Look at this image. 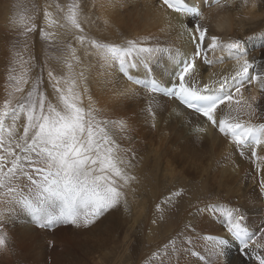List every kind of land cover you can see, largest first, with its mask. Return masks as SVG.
I'll list each match as a JSON object with an SVG mask.
<instances>
[{
  "label": "snow or ice",
  "instance_id": "6c2138e0",
  "mask_svg": "<svg viewBox=\"0 0 264 264\" xmlns=\"http://www.w3.org/2000/svg\"><path fill=\"white\" fill-rule=\"evenodd\" d=\"M234 2L210 0L208 6ZM117 5L122 0H92L93 11H86L88 0H12L6 5L15 38L0 99V251L9 250L8 224L21 213L42 229L89 228L110 211L126 209L135 195L134 153L121 144L131 140V126L126 117L100 105L94 88L115 99L140 96L142 89L147 93L144 111L153 121L157 96L168 98L180 109L174 110L178 118L184 113L197 117V133L212 128L258 173L264 172V62L250 60L239 39L223 42L209 35L200 23L201 10L190 0H157L155 5L164 17L161 31H175L190 51L155 37L107 41L92 29L102 31L100 24L108 27L110 19L94 10ZM254 38L264 39V32L249 37ZM164 57L171 66L166 78L157 77L154 65ZM226 60L234 61L230 71H211ZM258 190L264 197V177ZM182 194L172 192L155 205L159 219ZM229 205L208 202L196 208L222 214L225 235L199 233L188 223L153 259L165 264L181 247L202 243L209 252L204 264H230L233 245L246 258L244 264H264V226L249 231L242 207Z\"/></svg>",
  "mask_w": 264,
  "mask_h": 264
},
{
  "label": "bare ground",
  "instance_id": "6f19581e",
  "mask_svg": "<svg viewBox=\"0 0 264 264\" xmlns=\"http://www.w3.org/2000/svg\"><path fill=\"white\" fill-rule=\"evenodd\" d=\"M191 1L197 8L202 5V2H207L206 5L210 3V0ZM91 3L92 0H88L86 11H93ZM156 4L157 0H122V6L117 5L107 11L97 7L94 10L96 15L107 16L110 19V26L105 27L101 23L100 28L103 30L97 33V29L94 27L92 32L105 37L107 41L116 43L122 42L125 37H155L169 47H174L182 52L190 51L186 39H178L175 31H161L164 17L163 13L158 11ZM221 4H224V1H221ZM263 9L264 0H235L230 6L223 7L216 4L209 9L201 10L203 18L200 23L209 29V35H217L220 39L226 40L225 42L244 39L242 44L248 53V58L254 59L258 63L264 62V40L250 41L247 37L249 35L248 23L243 22L244 19H251L253 14L256 15ZM241 12L243 15L240 18ZM216 55H220V53L217 52ZM166 59V57L161 58L154 65L157 77H160L161 74L164 75V78L167 77L171 65L170 62L165 63ZM233 63L234 61L226 60L223 64H217L211 71L227 73L232 69ZM207 75L208 73L204 72L205 80ZM137 78L142 79L143 75L139 74ZM138 90L140 96L115 99L110 95L100 93L96 88L93 89V96H99L97 98L102 99V105L109 106L110 110L114 108V113L118 110L123 111L127 107L132 108L131 112H128V108L125 112L129 117L134 112V119L142 125V129L139 130L146 129L145 134L153 133L161 137V140L156 139L157 148L151 150L152 154L148 152L154 159H149L148 154H140L136 157L134 174L138 177L139 182L134 185L135 195L129 196L128 206L131 207L133 220L131 228L126 231L127 237H122L123 227L120 219L124 217L125 208L123 207L110 211L85 232L81 230L84 228L69 227L70 225H57L49 229L37 228L27 214L21 213L16 217L15 222L10 221L8 224L9 250L0 251V264H39L34 259L32 260L27 252L32 245L47 242H51L48 253L49 264L64 262L63 259L66 258L69 248L74 244H77L78 248L73 251L78 253V258L84 264H106V261L102 259L98 260L99 262L96 260L98 254L94 255L93 246L97 247L100 240L102 242L109 240L121 252L122 243L126 238H130V245H124V247L131 250L133 264H149V261L151 264H156L159 260L153 259V253L161 248L169 238L182 232L185 224H193L199 233L225 235L221 227L222 214L196 211L197 206L203 208V205L208 202L222 204L230 202L229 206H241L246 215L249 231L255 232L256 229L264 226V197L259 195L258 190V181L264 177V172L258 173L249 160L243 159L235 153L228 142L212 128L208 127L205 133H197L195 127L200 124L197 117L184 113L182 117L178 118L174 114V110L179 111L180 109H177L176 104L168 98L157 96L159 106L155 108L156 119L153 121L144 111L147 106V93L142 89ZM252 94L257 93L253 90ZM261 103L264 104V99L261 100ZM131 119L128 120L132 122ZM136 121L134 120L135 125ZM153 123H155V127L152 126ZM138 126L136 125V127ZM146 148L148 150V147ZM194 167H201V169L215 173L214 183L218 192L217 196H213L188 179L190 171ZM261 167L264 168V165ZM173 173L178 174L179 186L172 185L166 178V175ZM175 191H181L182 196L175 198L174 204L169 207L164 218L159 219L155 205ZM127 209L129 210V208ZM154 218L158 220L157 224L152 223ZM105 222L111 224H107V227ZM103 223L105 229L101 230L100 225ZM123 225L125 224L123 223ZM65 227H69V229ZM95 227H100L99 231L103 235L92 240L91 235L95 234L92 229ZM53 244L61 245L57 247L55 254H53ZM123 252L127 253L128 251L124 250ZM208 256V249L202 243H197L194 247H181L179 251L165 259V264H204ZM228 259L230 264H244L246 261V258L238 253L235 245L231 247Z\"/></svg>",
  "mask_w": 264,
  "mask_h": 264
},
{
  "label": "rangeland",
  "instance_id": "374dc122",
  "mask_svg": "<svg viewBox=\"0 0 264 264\" xmlns=\"http://www.w3.org/2000/svg\"><path fill=\"white\" fill-rule=\"evenodd\" d=\"M222 1H224V0H222ZM11 3H12V0H0V99H2L3 95H4L3 84L5 81L6 63H7L8 57H9V48L11 47L12 40L15 38L14 34L9 31L8 26H7L8 10H7L6 5H9ZM206 3L207 2H204V3L202 2V5H200L199 9L200 10H202L203 8L209 9L211 6H208L209 3H208V5H206ZM190 4L192 6H194V4L191 0H190ZM263 10L258 11L259 13L257 12L256 15L253 14L251 19H247V20L244 19L243 20V22L248 23L247 26L249 27V35L247 37H251V36H257L258 37L259 32L260 33L262 32V29L264 28V15H263L264 12H263ZM241 15H243L242 12H241V14H239L240 18L242 17ZM257 15H260V16H257ZM255 25H257V26H255ZM260 29H261V31H260ZM263 32H264V29H263ZM256 39H260V38H254V39H249V40L254 41ZM35 40H36V52L38 55H40V52H41L43 45H42V42L39 40L38 35L35 37ZM262 40H264V39H262ZM221 41H224V40L221 38ZM97 97H99V96H97ZM97 97H94V98H97ZM101 100L102 99L99 100L100 103L102 102ZM102 104L103 103H101V106H104L106 108V110L109 111V114H111V115L114 114V116L128 117L127 119H131L133 117V115H135L133 112L132 114H130V117H129V115H127L128 113H126L128 109H129L128 112H131L132 108L127 107L128 109L127 108L123 109V111L118 110L115 113L114 112L111 113L109 106H105ZM122 114H124V115H122ZM131 120L133 123L130 120H128V121L130 122L129 123L130 125L132 124L131 125V128H132L131 137L132 138H131V140L121 141V144L123 147L130 148L132 153H134V161L133 162L135 163L136 157L138 155H140V154L145 155V154H148V152H150L152 154L153 149L157 148L156 139L159 138L161 140V137H158L157 135H155L153 133H150L149 135L145 134L144 131L146 129L139 130V129H142V125L139 124L138 121H136V119H134V117ZM134 120L136 121L137 126L139 124L138 127H136V125L134 124L135 123ZM133 125H135V126H133ZM141 141H143L144 143ZM146 143H147V145H146ZM146 147H148V150ZM150 153L147 155V156H149V159H151L153 157V156H151ZM152 159H154V158H152ZM188 177H189L188 179H191L194 182V184L202 187L203 190L208 191L213 196L218 195V192L216 189V184L214 183V179L216 177H215V173L213 171L201 169V167H194L193 170L190 171V175ZM166 178L172 185H175V186L180 185V181H178V174L177 173L166 175ZM188 196H189V194H188ZM127 208H129V210ZM127 208L125 209V211L123 213L124 217L122 219H120L121 220L120 221L121 226L123 227L122 237H124V238L127 237L126 231L131 228L132 220H133L132 219V212L130 209L131 207L128 206ZM127 215H129V216H127ZM100 220L101 219H99L98 221H100ZM130 221H131V223H130ZM109 222H111V221H109ZM123 223L125 225H123ZM107 224L108 223L105 222V225H107ZM109 224H111V223H109ZM105 225L103 223L100 225L101 228L95 227L92 229L94 231V233L96 234V235L95 234L91 235L92 240L95 239L96 237L99 238V236L102 237L101 235H103V234L101 233V231H99V228L101 230H104ZM108 225H107V227H108ZM119 225H120V223H119ZM66 226H69V225H66ZM69 227H71V225ZM69 227H65V228L69 229ZM91 227H93V226H91ZM91 227L84 228L81 230H82V232H85L88 229H90ZM102 227H103V229H102ZM98 244L99 245L97 247L93 246L94 247L93 249L95 251L94 255L98 254L96 257L97 261L102 259V260L106 261V264H133L134 259H133V254H132L131 250H128V248L126 246L124 247V245H127V246L130 245V238H126L124 240V242L122 243L121 252H120V249L118 250V248L113 243H111L109 240L104 241V242H102V240H100V242ZM105 245H107V246H105ZM59 246H61V245L53 244V254H55V251H56L57 247H59ZM50 247H51V242L36 243V244L32 245L31 249H29V251L27 253L30 255L32 260L33 259L35 260L36 263L49 264L48 253H49ZM75 248H78L77 244H74L69 248V251L66 255V258L63 259L65 261L62 262L61 264H84L78 258V253L73 251V249H75ZM98 248H99V250H98ZM82 250L84 251L85 249L83 248ZM124 250H126L128 252L124 253L123 252ZM119 255H120V257H119ZM63 260H61V261H63ZM158 263H159V261H157L156 264H158Z\"/></svg>",
  "mask_w": 264,
  "mask_h": 264
}]
</instances>
